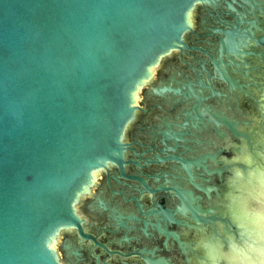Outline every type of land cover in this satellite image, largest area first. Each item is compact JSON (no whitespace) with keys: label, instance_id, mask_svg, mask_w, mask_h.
Returning a JSON list of instances; mask_svg holds the SVG:
<instances>
[{"label":"water","instance_id":"95a60500","mask_svg":"<svg viewBox=\"0 0 264 264\" xmlns=\"http://www.w3.org/2000/svg\"><path fill=\"white\" fill-rule=\"evenodd\" d=\"M198 6L218 16L223 7L235 18L226 29H208L206 36L218 38L215 47L185 41ZM260 16L264 0H0V264H63L64 230L96 242L84 233L78 204L93 194L101 170L117 165L127 177L126 131L138 111L146 112L139 105L162 60L177 50L210 58V85L174 80L177 87L164 81L152 89L159 97L173 95L176 104L196 99L194 112L203 120L195 87L214 94L213 80L239 87L228 74L234 58L264 57V37L253 30H260ZM251 43L263 50L250 49ZM210 119L239 136L224 118L211 113ZM241 136L253 147L251 136ZM254 146L257 154L244 147L241 158L263 166L243 165L246 180L235 173L233 219L212 208L190 209L197 224L225 225V236L216 235L226 247L234 236L225 250L203 242L212 259L264 264V136ZM174 190L182 200L190 195ZM251 199L258 204L253 211Z\"/></svg>","mask_w":264,"mask_h":264},{"label":"flooded vegetation","instance_id":"af4514ba","mask_svg":"<svg viewBox=\"0 0 264 264\" xmlns=\"http://www.w3.org/2000/svg\"><path fill=\"white\" fill-rule=\"evenodd\" d=\"M239 10L243 11L240 7ZM195 13L196 25L185 37L189 47H215L218 38L206 36L208 29H226L228 23H235L233 15L223 7L220 16L204 6H198ZM260 20V30L253 29L257 38L264 37V17L260 16ZM250 49L263 50L253 43ZM243 57L245 60L234 58L236 63L228 67L229 76L239 87L231 88L228 82L220 80H213L217 94L208 87H201V91L195 87L202 100L199 110L205 114L203 120L194 112L196 99L176 104L173 95L159 97L152 89L163 86L164 81L175 87V81L181 82L180 86L190 81L197 85L198 80L210 85L209 75L211 79L214 75L210 58L197 50H177L162 60L156 82L145 88L139 105L146 112L138 111L126 131L127 177L117 165L101 170L93 194L83 197L78 204L79 215L85 221L84 233L96 242L83 238L77 229L64 230L61 263L231 264L225 258L212 259L210 248L203 242L225 250L236 242L234 236L229 237L226 247L219 238L225 236V225L197 224L190 209L212 208L221 216L232 218L230 199L238 195L232 192L235 173L240 171L246 180L243 165L247 170L254 163L263 166L260 159L242 160L241 150L246 147L251 154H257L254 145L262 142L264 136V57ZM211 113L234 124L239 136L226 125L215 124ZM241 134L251 136L253 147ZM174 188L190 195L182 200ZM249 201L253 211L258 204ZM237 220H233L235 226L245 229L236 224Z\"/></svg>","mask_w":264,"mask_h":264}]
</instances>
